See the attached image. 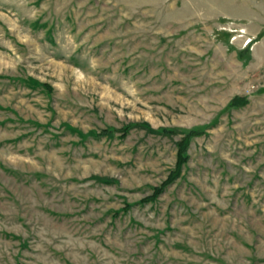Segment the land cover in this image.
Segmentation results:
<instances>
[{
    "label": "rangeland",
    "instance_id": "rangeland-1",
    "mask_svg": "<svg viewBox=\"0 0 264 264\" xmlns=\"http://www.w3.org/2000/svg\"><path fill=\"white\" fill-rule=\"evenodd\" d=\"M0 264H264V0H0Z\"/></svg>",
    "mask_w": 264,
    "mask_h": 264
},
{
    "label": "trees",
    "instance_id": "trees-1",
    "mask_svg": "<svg viewBox=\"0 0 264 264\" xmlns=\"http://www.w3.org/2000/svg\"><path fill=\"white\" fill-rule=\"evenodd\" d=\"M246 102L244 99L242 98H234L230 101V103L228 104V107L230 108H236V107H239V106H243L245 105ZM141 125H136L135 127H140ZM144 126V125H143ZM131 127H134V125H131L129 127H125L123 128L121 131L122 135H126V133L130 130ZM115 132L116 130H110L108 132ZM160 134L164 135V136H171V135H174L176 134L175 131L173 130H169V129H161L158 131ZM204 132V130H193V131H188L186 133H183V138L182 140L180 141L179 145H178V161H177V168L176 170L174 171V174H175V178L177 177V172H179V170L181 169V166L182 164L184 163V157H183V154L185 153V149L187 147V142L190 138L192 137H195V136H200L202 135Z\"/></svg>",
    "mask_w": 264,
    "mask_h": 264
}]
</instances>
